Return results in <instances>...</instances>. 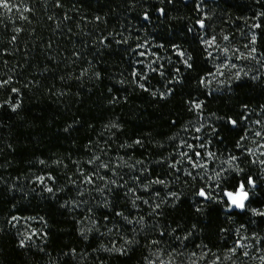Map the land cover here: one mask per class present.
Returning <instances> with one entry per match:
<instances>
[{"label": "trees", "instance_id": "16d2710c", "mask_svg": "<svg viewBox=\"0 0 264 264\" xmlns=\"http://www.w3.org/2000/svg\"><path fill=\"white\" fill-rule=\"evenodd\" d=\"M9 3L13 11L0 9V264L241 255L250 238L264 254V176L250 154L251 129L264 124V0ZM209 40L245 58L219 73ZM207 154L239 161L211 194L187 163ZM136 179L154 207L138 235L121 220ZM249 179L258 188L247 211L228 213L225 192L251 188Z\"/></svg>", "mask_w": 264, "mask_h": 264}, {"label": "rangeland", "instance_id": "374dc122", "mask_svg": "<svg viewBox=\"0 0 264 264\" xmlns=\"http://www.w3.org/2000/svg\"><path fill=\"white\" fill-rule=\"evenodd\" d=\"M208 48L210 52V56L213 58L216 57V65L217 72L221 73L222 71H230L232 70L230 67L232 65L233 60H243L245 57L241 54V51L236 49L235 51L228 50L227 48H220L218 44H216L213 40H209ZM152 58L150 54L149 58ZM232 68H234L232 66ZM236 69V68H235ZM199 127V125H197ZM197 130V129H196ZM200 131V129H199ZM251 133L254 137V148L250 151L252 158H254V165L257 166L258 171L260 173V177L258 178L259 181H263L262 178L264 176V124L261 125H254L251 129ZM196 147H202L200 144L192 145ZM207 152H204L206 154ZM101 160L97 161V164H100ZM190 170L193 172L199 173L203 180V184L206 188H204L208 193L210 192V187L214 184L220 182L226 175H230L232 173H236L239 170V161L238 159L234 158L233 155H222L219 159L209 156L200 161H192L191 159L187 161ZM104 164H100V169ZM262 175V176H261ZM102 180V178H99ZM156 185L160 186L163 190H165V184L161 181L154 182ZM152 183V184H154ZM122 188H124L122 186ZM250 188V187H249ZM125 189V188H124ZM150 188H148L147 184L141 183L138 179L132 182V185L129 189V194H124L127 199V204L129 205L130 209L127 211L128 216L125 218V214L121 216V220L123 222L129 223L136 235H138L139 229L140 232L144 230L143 226L149 221L151 218V212L153 211V205L150 199H147L148 192ZM202 189V190H204ZM126 190V189H125ZM254 189L250 192L252 194ZM211 194V193H209ZM101 199L103 198L102 194ZM103 206V205H102ZM75 210H84L86 208L85 204H82L79 199L74 201ZM125 211V209H124ZM247 211V209H246ZM93 218V217H92ZM94 219V218H93ZM83 230L90 231L95 229V224L92 221L88 223L83 222ZM236 247L240 248L241 255L237 253V249H235L231 253H227L224 255H217L208 256L206 252L198 250L195 253H191L189 255H181L180 257H175L174 261L163 260L159 256L157 259H152L149 264H264V254L262 252L256 251V239H243L239 241ZM242 243V245H241ZM243 246V248H242ZM252 254V255H251Z\"/></svg>", "mask_w": 264, "mask_h": 264}, {"label": "snow or ice", "instance_id": "6c2138e0", "mask_svg": "<svg viewBox=\"0 0 264 264\" xmlns=\"http://www.w3.org/2000/svg\"><path fill=\"white\" fill-rule=\"evenodd\" d=\"M59 6V5H58ZM0 9L5 10V11H13V6L9 3V0H0ZM30 9H25V11H29ZM161 13L163 12V9L160 10ZM147 19V17H145ZM201 26L203 27V24L201 22ZM256 27H259V25H256ZM13 39H15V37H13ZM253 43H255V36L253 37L252 40ZM253 52H255V48L252 49ZM191 65H189L190 67ZM4 83H7V81H5ZM3 84H0V87H3ZM13 92H16V89H12ZM19 107V103L12 105V110L15 111L17 108ZM196 108L201 107V105L197 104L195 105ZM232 123H235L234 121ZM197 131H199V129H197ZM197 156H199V153H196ZM102 167H107V165H102ZM86 183H93V179L92 177H88L87 180L85 181ZM41 183H43V178H41ZM248 183L251 185L253 183V181L251 179H249ZM47 191L51 192L53 191L51 188H48ZM198 195L204 198H208L206 193L203 190H200L198 192ZM225 195L229 198L230 202L232 205H234L237 208H244L245 204V200H247L248 198V192L245 191V187L244 184L241 183L239 185V189L236 193H232V192H225ZM158 207V206H157ZM260 215H264V212L259 213ZM21 246H23V241H21Z\"/></svg>", "mask_w": 264, "mask_h": 264}, {"label": "water", "instance_id": "95a60500", "mask_svg": "<svg viewBox=\"0 0 264 264\" xmlns=\"http://www.w3.org/2000/svg\"><path fill=\"white\" fill-rule=\"evenodd\" d=\"M190 0H186V2L188 3ZM206 1H216V0H206ZM203 24V23H202ZM200 26V28H203L204 27V25H203V27L201 26V24L199 25ZM258 188V186H254L253 184H251V189H257ZM245 191H247L246 189H245ZM248 192V198H247V200H245V202H244V204H245V206H244V208H237V207H235L234 205H232L231 204V202H230V200H229V198L226 196V199H227V201H228V204H229V209L227 210V212L228 213H232V212H238V213H244L245 211H246V209H247V205H248V203H249V201H250V199H251V194L249 193V191H247ZM233 193V192H232ZM203 199H205L206 201H209V198H204V197H202Z\"/></svg>", "mask_w": 264, "mask_h": 264}, {"label": "flooded vegetation", "instance_id": "af4514ba", "mask_svg": "<svg viewBox=\"0 0 264 264\" xmlns=\"http://www.w3.org/2000/svg\"><path fill=\"white\" fill-rule=\"evenodd\" d=\"M254 186H257V185H254ZM247 191H249V193L252 191V189L251 188H245ZM238 191V190H237ZM236 191V192H237ZM236 192H233V193H236Z\"/></svg>", "mask_w": 264, "mask_h": 264}]
</instances>
